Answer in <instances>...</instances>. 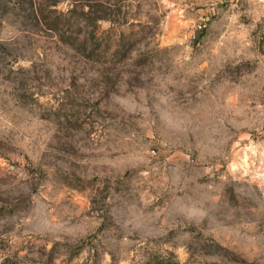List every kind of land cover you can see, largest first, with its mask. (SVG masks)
Returning <instances> with one entry per match:
<instances>
[{"label": "rangeland", "instance_id": "374dc122", "mask_svg": "<svg viewBox=\"0 0 264 264\" xmlns=\"http://www.w3.org/2000/svg\"><path fill=\"white\" fill-rule=\"evenodd\" d=\"M0 264H264V0H0Z\"/></svg>", "mask_w": 264, "mask_h": 264}]
</instances>
